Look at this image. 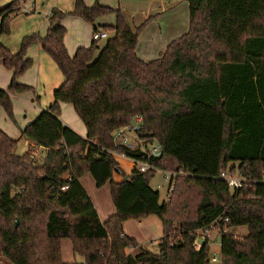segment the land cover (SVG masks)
I'll list each match as a JSON object with an SVG mask.
<instances>
[{"label": "trees", "instance_id": "trees-1", "mask_svg": "<svg viewBox=\"0 0 264 264\" xmlns=\"http://www.w3.org/2000/svg\"><path fill=\"white\" fill-rule=\"evenodd\" d=\"M19 2L0 7V35L10 32ZM188 2L189 31L150 62L139 58L137 46L152 16L133 28L123 10L98 1L76 0L68 14L53 9L48 34L26 36L17 53L0 43V64L13 71L9 87L0 88V106L10 118L11 95L33 90L18 82L33 65L29 46L40 44L64 76L54 102L21 130L30 142L26 152L18 153L21 138L0 129V259L77 264L62 259L68 238L84 264H209L208 238L199 249L194 245L198 232L218 229L221 264H264V0ZM111 13L116 24L104 28L115 35L102 48L93 40L71 56L61 21L72 16L94 24ZM62 102L74 106L86 138L60 119ZM139 115L138 132L163 149L153 165L176 173L163 202L151 186L157 171L135 167L122 181L114 179L120 164L112 151L146 160L140 149H117L113 138ZM35 148L41 149L36 155ZM225 168L246 179L242 188L220 178ZM88 173L97 187L111 185L116 213L105 222L82 185ZM151 215L164 230L157 253L140 248L123 228ZM239 226L248 234L227 230Z\"/></svg>", "mask_w": 264, "mask_h": 264}, {"label": "rangeland", "instance_id": "rangeland-1", "mask_svg": "<svg viewBox=\"0 0 264 264\" xmlns=\"http://www.w3.org/2000/svg\"><path fill=\"white\" fill-rule=\"evenodd\" d=\"M10 1L11 0H0V7L5 6ZM97 1L114 9L120 8L135 16L128 19L133 28L139 26L152 16L150 21H148L146 26L140 31L137 47L140 57L148 62L158 59L160 57V52L165 51L168 44L178 39L179 36L181 37L186 34L190 28L188 0H85L86 4L90 6H93ZM22 5L24 6V3L20 1L19 13L24 14L12 18L10 22V32L0 37V40L4 41L3 44L13 53H17L21 49L23 39L26 36L39 34L41 37H45L50 29L51 23L49 14L51 11L53 9H58L68 14L74 10L75 0H35L34 7L32 8H29L30 4L27 2L25 6L32 9L29 13H25L22 10ZM158 16L160 17L159 20L156 18ZM102 23L115 24V13L97 18L94 24L78 17H65L61 21V24L67 28L65 43L68 50L74 53L80 46H90L93 40V26L96 25L99 28ZM98 43L102 47L105 41L101 40L98 41ZM27 55L33 59L34 63L31 68L18 77V82L32 86L33 90L11 95L13 112L15 108L13 119L7 115L4 107L0 106V124L3 126L6 124L9 125L13 133L19 131V127L23 126L22 121L24 120V115H30V111L35 106H43V103L52 97L54 85L57 83L60 84L63 81V74L58 65L53 58L42 49L40 44L29 46ZM7 84L8 87L9 83ZM50 102L51 101L48 103ZM26 149L25 139L21 138L18 143V153L22 154ZM120 164L127 174L131 173L132 164L130 161L121 159ZM116 176L118 177L117 174H115V177ZM85 177L86 178L83 180L85 188L93 198L102 216L107 212L108 214H110V212H115L110 183L99 188L96 186L95 180L91 174H87ZM88 178L90 181H88ZM169 182V179H165L161 172H157L155 177L151 180L152 187L160 191L162 202L168 198ZM145 218L129 219L127 222H129V224H135L137 230L140 231L143 236L146 234L148 235L146 237L144 250L157 253L159 251L158 241L164 233L162 222L156 215L148 216L147 219ZM227 230L234 231L240 235L248 234L247 226L228 227ZM206 238H208L210 243L211 257L216 254L219 260H221L220 230L213 229L208 231L207 234L201 231L198 232L197 243L202 245ZM63 241L64 260L75 263H85V259L82 256L76 255V258L73 256L69 247L70 241L68 239H63ZM66 243H68V247L65 246ZM139 251L140 250H138V252ZM0 263L12 264L5 257L0 259Z\"/></svg>", "mask_w": 264, "mask_h": 264}, {"label": "crops", "instance_id": "crops-1", "mask_svg": "<svg viewBox=\"0 0 264 264\" xmlns=\"http://www.w3.org/2000/svg\"><path fill=\"white\" fill-rule=\"evenodd\" d=\"M75 3H76V0H75ZM86 3V2H85ZM100 3V2H99ZM28 4H30L31 5V2L30 1H28ZM33 5L35 4V0H34V2L32 3ZM101 4V3H100ZM103 5V4H102ZM88 6H90V5H88ZM105 6H107V5H105ZM74 8H75V6H74ZM124 11V10H123ZM124 13H125V16H126V18H127V20L128 19H131V18H133V17H135V16H133V15H131V14H129V13H127L126 11H124ZM24 13H18L16 16H14L13 18H16V17H18V16H20V15H23ZM116 15V14H115ZM129 17V18H128ZM151 17V16H150ZM73 18V17H72ZM74 18H76V17H74ZM158 20H159V16L158 17H156ZM128 22H129V20H128ZM116 24V23H115ZM115 24H112V23H102V24H100V27L98 28V30L97 31H99V30H106V28H104V27H106V26H114ZM64 26V25H63ZM65 27V26H64ZM94 27L95 26H93V33H94V31H95V29H94ZM66 28V27H65ZM106 31H108V33H109V37L108 38H105V39H101V40H104L105 41V43L103 44V46L107 43V41H108V39L109 38H111V37H113L114 35H115V32L114 31H112V30H106ZM66 34H67V28H66ZM66 34H65V36H64V42H65V38H66ZM2 35H0V37H1ZM92 37H93V34H92ZM180 37V36H179ZM93 39V38H92ZM94 40V39H93ZM93 40L91 41V44H92V42H93ZM101 40H99V41H101ZM0 43L1 44H3L4 43V41H1L0 40ZM91 44H90V46H91ZM4 46H6L5 44H3ZM65 45H66V43H65ZM98 45L100 46V44L98 43ZM169 45V44H168ZM167 45V46H168ZM90 46H88V47H90ZM102 46V47H103ZM7 47V46H6ZM42 47V46H41ZM80 47H87V46H80ZM80 47H78V48H80ZM101 46H100V48H102ZM138 47V46H137ZM8 48V47H7ZM66 48H67V46H66ZM77 48V49H78ZM167 48V47H166ZM43 49V48H42ZM67 50H68V48H67ZM76 51L77 50H75V52L73 53L71 50L69 51L68 50V53L71 55V56H73L75 53H76ZM164 51H161L160 52V55L163 53ZM73 53V54H72ZM99 54V50H97L96 51V53H95V56H97ZM137 54H138V56H139V58L140 59H142V60H144L142 57H140V55H139V53H138V51H137ZM28 56V55H27ZM29 57V56H28ZM29 58H31V57H29ZM32 59V58H31ZM33 60V59H32ZM144 61H146V60H144ZM146 62H148V61H146ZM33 63H34V61H33ZM12 78H13V71L12 70H9V69H7V68H5L2 64H0V88H2V89H7L8 87H7V83H9V85H10V83H11V81H12ZM64 82V76H63V81L59 84V83H57V84H55L54 85V88H53V94H52V97L49 99V100H47V101H45L44 103H43V106H41V107H33V109L30 111V115H28V114H26V115H24V120L22 121V125L23 126H21V127H19V131H17L16 133H13L12 132V130H11V127L9 126V125H5V126H3L2 124H0V129L1 130H3L4 132H6L12 139H14V140H19L20 139V137H21V130L23 129V128H25L28 124H30L31 122H33L40 114H41V112L43 111V110H46L53 102H54V91L59 87V86H61V84ZM19 83H21V82H19ZM23 84H25V83H23ZM25 85H27V84H25ZM28 86H30V85H28ZM7 87V88H6ZM32 87V86H31ZM36 98V97H35ZM37 100V99H36ZM33 101H34V99H33ZM49 101H51L50 103H48ZM35 105H36V103H35ZM2 114V113H1ZM14 114H15V108H14ZM60 119L63 121V123L65 124V125H67V126H69L72 130H74L76 133H78L80 136H82V137H84V138H86L87 137V129H86V126H85V124H84V122L80 119V117L78 116V114L76 113V111H75V109H74V106L71 104V103H65V102H62L61 104H60ZM30 144V142L29 141H25V146H26V148H28V145ZM32 144V143H31ZM39 150H41V149H39ZM27 151V149L24 151V152H26ZM117 159H118V161H119V164H120V160L121 159H125V160H128V161H130L131 162V164H132V170L136 167L135 166V163L133 162V160L132 159H130V158H128V157H121V156H117ZM123 170H124V168L121 166V164L119 165ZM132 170H131V172H132ZM124 172H125V174H126V177L128 176V175H130V174H127L126 173V171L124 170ZM89 174V173H88ZM115 174H117L118 175V177L116 176L115 177ZM115 174H114V179H115V181H117V182H120V181H122L123 179H125V177L122 175V174H120V173H118V172H115ZM86 176H87V174H86ZM84 178H86L85 177V175L81 178V182H82V185H83V187L85 188V185H84V183H83V180H84ZM118 178V179H117ZM88 181H90V179L88 178ZM96 183V182H95ZM152 186V185H151ZM153 188V187H152ZM154 189V188H153ZM85 190H86V188H85ZM156 190V189H155ZM87 191V190H86ZM88 193V192H87ZM89 194V193H88ZM89 196H90V194H89ZM91 197V196H90ZM91 199H92V201H93V203H94V205H95V207H96V209H97V211H98V214H99V217H100V219H101V221L102 222H105V221H107L108 220V218L110 217V216H112V215H114L115 213H116V208H115V212H110V214H108V212L106 213V214H104V216H102V214H101V212H100V210L97 208V206H96V204H95V202H94V200H93V198L91 197ZM168 199V198H167ZM166 199V200H167ZM148 218V217H147ZM147 218H145V219H147ZM129 222H124V224H123V228H124V232L126 233V235H128V236H130V237H132V238H134V239H136V241L139 243V245H140V248H142V249H144V245H146V237L148 236L147 234L146 235H144L145 236V238H144V236L140 233V231H138L137 230V228H136V225L135 224H129ZM128 226V227H127ZM64 239H68V238H64ZM161 239V238H160ZM69 241H70V245H69V247H70V251L72 252V254H73V256L75 257L76 255L74 254V252H73V245H72V241L70 240V239H68ZM197 241V240H196ZM159 242H160V240L158 241V248H159ZM63 243H64V241L62 240V259H63V261L65 262V263H75V262H71V261H67V260H64V258H63V250H64V248H63ZM65 246L66 247H68V243H66L65 244ZM200 247H201V245H200ZM138 250H140L139 248H136V249H131V250H128V253H130V254H137L138 253ZM76 258V257H75ZM77 263V262H76ZM82 263H84V262H80V263H77V264H82Z\"/></svg>", "mask_w": 264, "mask_h": 264}, {"label": "built area", "instance_id": "built-area-1", "mask_svg": "<svg viewBox=\"0 0 264 264\" xmlns=\"http://www.w3.org/2000/svg\"><path fill=\"white\" fill-rule=\"evenodd\" d=\"M22 3H24V6L22 5V10L25 13H29L32 11V8L34 7L33 4L30 5V7H26L25 4H27L28 1L31 3L34 2V0H20ZM1 23V19H0ZM109 37V33L106 30H99L94 31L93 33V39L96 41H99L101 39H105ZM143 122V116L139 115L136 116L132 122V125L139 126ZM114 138V144L117 149H119L122 146L131 147L133 149H140L143 152V157L146 160H136L132 159L135 163L136 168L141 172H147L149 170H154L157 172H161L165 179H169V189H168V198L170 194L174 190V178L176 176V173L170 172V171H164L159 168H157L155 165H153L152 160L156 158H160L163 155V149L159 143L156 141H149L143 139V134L139 133L138 131H134L131 129V125H127L113 133ZM33 145V144H32ZM34 146V145H33ZM33 153L36 155L39 153V149L35 148L33 150ZM112 153L115 156H121L126 157L124 154H121L119 152H116L115 150L112 151ZM220 178L225 180L229 187L231 189H240L244 186L246 183V179L242 177L240 174H234L229 171V168H225L220 173ZM262 183L264 184V170L262 172ZM68 186L63 187V190H66ZM194 247L196 249L200 248V245L195 243ZM209 264H221L222 259L219 260V258L216 256L211 257L209 260Z\"/></svg>", "mask_w": 264, "mask_h": 264}, {"label": "water", "instance_id": "water-1", "mask_svg": "<svg viewBox=\"0 0 264 264\" xmlns=\"http://www.w3.org/2000/svg\"><path fill=\"white\" fill-rule=\"evenodd\" d=\"M57 24H58V23L56 22V23L52 26V29H55L56 26H57ZM131 129L134 130V131H139V130H140V127L135 126V125H131ZM116 172L122 174V175L126 178V174H125L124 170H123L120 166H118V167L116 168Z\"/></svg>", "mask_w": 264, "mask_h": 264}]
</instances>
